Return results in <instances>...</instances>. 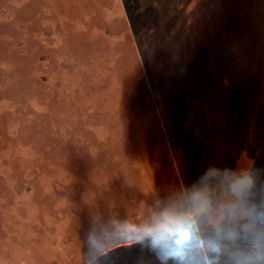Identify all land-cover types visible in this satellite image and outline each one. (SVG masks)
<instances>
[{
    "label": "rangeland",
    "instance_id": "1",
    "mask_svg": "<svg viewBox=\"0 0 264 264\" xmlns=\"http://www.w3.org/2000/svg\"><path fill=\"white\" fill-rule=\"evenodd\" d=\"M177 207L192 264L264 238V0H0V264H180L86 258Z\"/></svg>",
    "mask_w": 264,
    "mask_h": 264
},
{
    "label": "clouds",
    "instance_id": "2",
    "mask_svg": "<svg viewBox=\"0 0 264 264\" xmlns=\"http://www.w3.org/2000/svg\"><path fill=\"white\" fill-rule=\"evenodd\" d=\"M199 219L200 214L196 209L177 207L144 226L134 236H114L92 241L86 258L91 261L103 252L115 250L125 244L146 241L153 249L184 257L180 264H192L194 259L191 258L192 253L203 246L194 231ZM209 251L219 255V249L215 246L210 245ZM234 259L235 264H264V238L252 240L248 249L238 253ZM108 264H114V261L110 259Z\"/></svg>",
    "mask_w": 264,
    "mask_h": 264
}]
</instances>
